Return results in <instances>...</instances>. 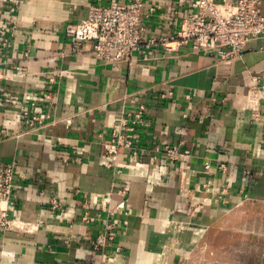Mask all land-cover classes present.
Listing matches in <instances>:
<instances>
[{
    "label": "crops",
    "instance_id": "crops-1",
    "mask_svg": "<svg viewBox=\"0 0 264 264\" xmlns=\"http://www.w3.org/2000/svg\"><path fill=\"white\" fill-rule=\"evenodd\" d=\"M128 2L0 0V162L15 163L22 226L0 233V264H191L228 216L264 208V37L232 60L191 46L114 64L73 52L69 24L91 5ZM144 2L145 41L176 33L194 10ZM140 105L149 125L135 131V160L119 151L115 174L104 145ZM170 148L189 155L170 161ZM107 225L114 239L95 247Z\"/></svg>",
    "mask_w": 264,
    "mask_h": 264
},
{
    "label": "built area",
    "instance_id": "built-area-1",
    "mask_svg": "<svg viewBox=\"0 0 264 264\" xmlns=\"http://www.w3.org/2000/svg\"><path fill=\"white\" fill-rule=\"evenodd\" d=\"M189 1L193 12L185 18L177 32L169 36L145 41L143 21L150 18L154 10L145 13L144 0H129L126 4L108 6L91 5L84 20L66 27V36L73 44V52H90L111 64L131 63L136 52L160 45L170 52L191 46L195 53L215 52L220 60H232L240 58L252 41L264 37V0H223L220 3L214 0ZM18 7L19 1L13 11ZM43 99L51 104L54 98L51 93H47ZM145 109L144 105H140L136 111L123 112L111 133V139L104 145L102 163L115 174L120 171L117 156L121 149L131 152V160H135L138 155L133 136L138 127L149 125L144 117ZM166 154L174 162L188 156L189 152L170 148ZM18 179L15 163L0 162V233L22 228L20 222L11 215L17 200L15 188ZM51 203L53 208L58 207L55 200ZM88 219V216L84 217L85 221ZM106 230L97 238L95 247L104 246L106 239H114L109 233L113 225H107Z\"/></svg>",
    "mask_w": 264,
    "mask_h": 264
},
{
    "label": "rangeland",
    "instance_id": "rangeland-1",
    "mask_svg": "<svg viewBox=\"0 0 264 264\" xmlns=\"http://www.w3.org/2000/svg\"><path fill=\"white\" fill-rule=\"evenodd\" d=\"M213 235L212 250L191 264H264V208L233 213Z\"/></svg>",
    "mask_w": 264,
    "mask_h": 264
}]
</instances>
